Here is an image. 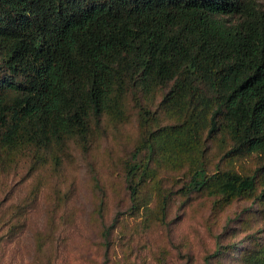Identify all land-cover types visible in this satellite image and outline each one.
<instances>
[{"label":"trees","instance_id":"trees-1","mask_svg":"<svg viewBox=\"0 0 264 264\" xmlns=\"http://www.w3.org/2000/svg\"><path fill=\"white\" fill-rule=\"evenodd\" d=\"M133 89L160 91L159 106L176 116L164 125L150 118L151 128L144 119L125 165L133 208L149 170L143 153L184 161L203 133L224 132L233 159L264 162V0H0V160L67 139L85 146L103 117L124 118ZM259 172L208 174L191 163L179 192L230 203L251 197L259 178L264 218V164ZM245 262L264 264V246Z\"/></svg>","mask_w":264,"mask_h":264},{"label":"rangeland","instance_id":"rangeland-1","mask_svg":"<svg viewBox=\"0 0 264 264\" xmlns=\"http://www.w3.org/2000/svg\"><path fill=\"white\" fill-rule=\"evenodd\" d=\"M161 92L129 90L124 118L103 117L85 146L67 139L61 147H31L12 163L0 160V264H248L264 246V218L251 197L225 203L206 191L179 192L191 163L208 174L233 169L256 173L264 162L229 155L224 132L204 140L184 161L164 154L141 155L148 175L138 207L129 199L125 165L140 141L145 121L161 125L176 116L159 106ZM151 128V127H150ZM169 196L165 218L159 204ZM132 207V208H131ZM109 228L107 243L102 239ZM220 257H214L217 251Z\"/></svg>","mask_w":264,"mask_h":264}]
</instances>
